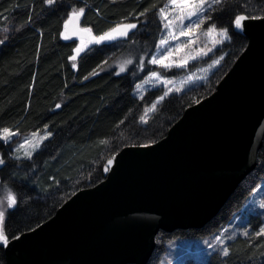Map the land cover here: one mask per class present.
Listing matches in <instances>:
<instances>
[{"label": "trees", "instance_id": "obj_1", "mask_svg": "<svg viewBox=\"0 0 264 264\" xmlns=\"http://www.w3.org/2000/svg\"><path fill=\"white\" fill-rule=\"evenodd\" d=\"M169 0H0V130L21 135L51 132L31 158L12 155L17 139H0V186L14 192L17 204L4 222L8 239L32 230L50 217L73 194L107 176V161L125 146L157 142L189 106L210 95L247 46L234 26L239 15L264 16V0H222L204 11L201 28L227 30L225 40L207 57L184 68L165 69L149 62L157 50L164 24L160 10ZM83 8L82 26L101 36L118 25H136L116 41L95 43L76 52L79 39L67 38L65 25L73 10ZM120 55L131 57L123 72L109 65ZM76 56L75 60L71 57ZM221 57L205 82L165 95L158 87L137 96L138 82L151 71L180 76ZM142 62V63H141ZM75 65V67H73ZM146 120L145 109L160 97ZM59 105V107H57ZM106 142V143H104ZM264 182V142L256 168L240 183L220 213L203 228L160 231L148 264H158L175 238H198L218 233L242 218L246 235L228 241V255L212 251L205 261L188 257L181 264H264V224L246 206ZM0 264H6L0 243Z\"/></svg>", "mask_w": 264, "mask_h": 264}, {"label": "water", "instance_id": "obj_2", "mask_svg": "<svg viewBox=\"0 0 264 264\" xmlns=\"http://www.w3.org/2000/svg\"><path fill=\"white\" fill-rule=\"evenodd\" d=\"M82 18L70 16L68 38L90 37ZM244 23L247 46L216 89L163 138L125 146L105 179L8 239L6 264H148L160 231L200 229L220 213L264 142V19Z\"/></svg>", "mask_w": 264, "mask_h": 264}, {"label": "rangeland", "instance_id": "obj_3", "mask_svg": "<svg viewBox=\"0 0 264 264\" xmlns=\"http://www.w3.org/2000/svg\"><path fill=\"white\" fill-rule=\"evenodd\" d=\"M188 3L191 5L192 0H188ZM205 8H208L207 4L205 5ZM191 11L192 7L183 5L182 0H176L175 3H173V0H169L166 6L160 10V16L164 24V32L161 40H165L167 43L165 45H161L160 40L157 50L152 55L150 60L155 57L157 59H163L164 63H172L173 66L170 68H184L187 67L190 62L196 61L199 58L207 57L218 46L228 39L221 37L218 34L221 30L218 29H216V31L210 35H205L207 30H203L201 28V24L199 27H193L190 31H188L187 26L189 24H195L198 20L197 16H192L191 19L188 18V14ZM203 13L200 15L203 16ZM71 14L72 13L69 14V18ZM82 28L90 29L84 26H82ZM182 32L183 34H181ZM89 33L90 37L88 39H79L78 48H80L81 51L96 43L94 38L98 36H96L92 30ZM114 36V39L105 41H116L123 37L116 34H114ZM201 50L206 53V55H201ZM131 60V57H124L123 55H120L118 59H115V61L109 66H116L118 71H120L121 65H124L126 70L130 64L126 62ZM216 61H219V63H215ZM220 62L221 57L214 59L205 66L198 67L195 70L180 76H165L162 75L158 70L151 71L142 81L137 83V85H141L142 87L138 90L136 85L134 93L137 96H142L149 89L158 87L162 88L165 93H167V95L173 92H180L192 84L205 82L208 77L217 69V67L220 65ZM153 65L161 66L160 64ZM153 72L159 73L161 79L157 80L153 78L150 83H145V81L149 79ZM168 81H170V83ZM158 101H160V99L145 109L143 116L144 120H146L148 116H150L154 111L147 110L151 109L154 104L156 107ZM10 131L15 133V135H9L7 139H0L6 142L17 139L12 152V155L16 158H31L34 153L42 147L43 143L51 136V132L48 127L42 131L31 132L25 135H21L17 130ZM9 190L10 189L7 187L0 186V200H4ZM11 192L14 193L13 191ZM262 204H264V182L253 192L246 207L251 210V212H258V210H261L260 214L264 218V207H261ZM3 207L5 209L6 219L7 211L11 209L7 207L6 200H4ZM241 221L242 218L239 219V217H235L232 223L222 228L218 233L205 237L175 238L171 240L167 245V251L160 256L158 264H181L188 257H194L198 260L205 261L208 259L212 251L221 250L224 253V249L228 250L227 243L229 240L238 234L245 235V233H248L249 228L242 229ZM261 229H264V224ZM261 229L256 233H259ZM220 241H222V243Z\"/></svg>", "mask_w": 264, "mask_h": 264}, {"label": "snow or ice", "instance_id": "obj_4", "mask_svg": "<svg viewBox=\"0 0 264 264\" xmlns=\"http://www.w3.org/2000/svg\"><path fill=\"white\" fill-rule=\"evenodd\" d=\"M176 0H173V3H175ZM222 0H192V4L189 5L188 0H182V4L192 7V11L188 14V18L191 19L192 16H197L198 20L195 24H189L187 26V30L190 31L193 27H199V25L201 23H203L205 21V19H207V17H202L200 14L203 13L204 11H206L205 5L207 4L208 7L210 8L213 4H219L221 3ZM46 3L51 5L53 3H55V0H46ZM84 14V9L81 8L79 10H73L72 12V17H79L82 16ZM179 18V17H178ZM249 19H264V17H257V16H248V15H239L235 18L234 20V26L237 29H243L245 27V21L249 20ZM136 25L134 24H129V25H118L116 28L111 29L109 32L104 33L101 36L95 37L94 40L96 43H100L102 41L105 40H112L115 38L114 34L119 35V36H126L127 35V30L133 29L135 28ZM65 28H67V24L65 25ZM123 29V30H122ZM85 31L91 32V29H85ZM216 31L215 25H211L209 27V29L207 30V32H205V35H210L213 32ZM183 34V32L181 33ZM221 37L223 38H228L230 39V37L227 36V30H221L218 33ZM65 39H67L68 37L65 36ZM0 43H3L2 40H0ZM161 45H165L167 42L165 40H161ZM81 51L80 48L76 49V52L79 53ZM201 55H206V53H204L202 50L200 52ZM195 58V57H193ZM72 60L76 59V56L71 57ZM150 63L152 64H160L163 68L165 69H169L170 67L173 66L172 63H164L163 59H157L155 57H153L150 61ZM126 63H131V61H127ZM142 63V62H141ZM215 63H219V61H216ZM176 66H182V65H176ZM73 67H75V65H73ZM120 71L123 72L125 71V67L124 65H121L120 67ZM155 78L157 80H160V74L157 72H153L151 74V76L149 77L148 80L145 81V83H150L151 80ZM170 83V81H168ZM142 86L141 85H137V89L139 90ZM165 95H167V93H165ZM164 97H160V100H163ZM57 107H59V105H57ZM155 110V104L152 106L151 109H148L147 111H153ZM143 119V118H142ZM9 135H15V133H12L9 129H3L0 130V138L3 139H7ZM106 143V142H104ZM144 147H147L148 145H143ZM115 159V157H113V159H110L108 161V165H112L113 164V160ZM4 160L0 159V164H3ZM105 171H108V167H105L104 169ZM4 200L7 201V207L8 208H12L17 204V198L15 196L14 193H12L10 190L8 191L7 195L5 196ZM4 200H0V243L4 244L5 246H7V244L9 243L8 237L5 234L4 228H3V224H4V220H5V209L3 207L4 204ZM261 207H264V204L261 205ZM247 233H245L246 235ZM257 235H264V229H261V231L259 233H257ZM18 238V237H17ZM222 243V241H220ZM224 255H228V250L224 249Z\"/></svg>", "mask_w": 264, "mask_h": 264}]
</instances>
